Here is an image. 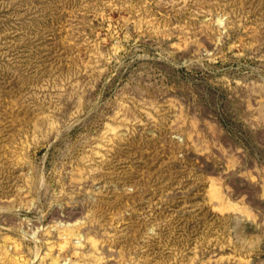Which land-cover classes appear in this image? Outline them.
<instances>
[{
    "label": "rangeland",
    "instance_id": "rangeland-1",
    "mask_svg": "<svg viewBox=\"0 0 264 264\" xmlns=\"http://www.w3.org/2000/svg\"><path fill=\"white\" fill-rule=\"evenodd\" d=\"M0 264H264V0H0Z\"/></svg>",
    "mask_w": 264,
    "mask_h": 264
}]
</instances>
